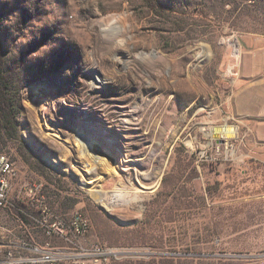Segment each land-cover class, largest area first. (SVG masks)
Segmentation results:
<instances>
[{
  "label": "rangeland",
  "instance_id": "1",
  "mask_svg": "<svg viewBox=\"0 0 264 264\" xmlns=\"http://www.w3.org/2000/svg\"><path fill=\"white\" fill-rule=\"evenodd\" d=\"M0 111L31 214L0 208V264H264V0H0ZM41 208L90 219L79 248Z\"/></svg>",
  "mask_w": 264,
  "mask_h": 264
},
{
  "label": "built area",
  "instance_id": "2",
  "mask_svg": "<svg viewBox=\"0 0 264 264\" xmlns=\"http://www.w3.org/2000/svg\"><path fill=\"white\" fill-rule=\"evenodd\" d=\"M17 178L18 170L10 156L5 153H0V208L11 212L18 209V212L25 220H27L28 218H31V214L17 207L12 197ZM22 192L28 193L30 195L34 194V196H36L41 194V185L26 183L22 187ZM40 212L42 213L43 217L42 220H38V222H40L39 226L41 225V228L49 238L52 239L53 237H59L60 239L65 240L66 243L73 245V247L69 246L68 248H79V240L85 238L91 231L92 224L90 219L80 212L74 213L71 216L69 222H65L58 218H56V221L49 219L47 216L49 213L44 208H41ZM77 240L79 241V244L75 242ZM63 250L65 249L59 247L52 248L50 245H47L46 248H36L37 252L42 253L41 261L44 264H57V262L60 260L59 253ZM55 251H58V253H55ZM83 253L84 254L80 257L97 264L101 263L102 261H110L113 256H117V253L114 251L98 244L88 249L83 248ZM87 261H75L72 264H86Z\"/></svg>",
  "mask_w": 264,
  "mask_h": 264
},
{
  "label": "bare ground",
  "instance_id": "3",
  "mask_svg": "<svg viewBox=\"0 0 264 264\" xmlns=\"http://www.w3.org/2000/svg\"><path fill=\"white\" fill-rule=\"evenodd\" d=\"M154 56H156V54ZM95 79L98 80L97 77H95ZM235 132L236 131L232 130L231 128H226L225 127V129L220 130V131H217L216 134L214 135V138H216V139H222V138H224V139H230V138H233L235 136V134H236ZM87 143L89 144V147H90V150L89 151H93V152H94L93 147L95 145H100L98 142H95V141H91V142H87ZM112 146H113L112 142L109 141L107 147L110 149V148H112ZM102 150H103V152L107 156L116 157L117 160L119 161V159H118L117 156L109 153L105 148L102 147ZM95 155L98 156V157H100V158H105L108 161V159L106 158V156H100V155H98L96 153H95ZM121 160L124 161L126 159H125V157H121ZM108 163H109V161H108ZM113 166H115V165H113ZM158 184H159V182L157 181V183H155L152 187L148 188L146 186H143V188H145V189H153L154 187L158 186ZM98 196L97 197H94L95 198V201L97 203L101 204L104 208H106L108 210H112V209H114L115 207H118V206L129 205V204H131L133 202L132 200H128V199H125V198H119V197L116 198V199H114V200H112V201H110V200L107 199L106 196H103V195H101L102 197L101 196L98 197Z\"/></svg>",
  "mask_w": 264,
  "mask_h": 264
},
{
  "label": "water",
  "instance_id": "4",
  "mask_svg": "<svg viewBox=\"0 0 264 264\" xmlns=\"http://www.w3.org/2000/svg\"><path fill=\"white\" fill-rule=\"evenodd\" d=\"M93 149H94L95 153H97L98 155H102V156H106V157H108V159H109L111 162L114 163L115 160H114L112 157L107 156V155L102 151V149H101L98 145H95V146L93 147Z\"/></svg>",
  "mask_w": 264,
  "mask_h": 264
},
{
  "label": "trees",
  "instance_id": "5",
  "mask_svg": "<svg viewBox=\"0 0 264 264\" xmlns=\"http://www.w3.org/2000/svg\"><path fill=\"white\" fill-rule=\"evenodd\" d=\"M0 114H1V111H0ZM3 116H4V115H3ZM3 119H6L7 123H6L5 126H7V125H8V120H7L6 116H4ZM35 213L37 214V215H35V216H38V213L40 214L41 212H40V211H38V212L35 211Z\"/></svg>",
  "mask_w": 264,
  "mask_h": 264
}]
</instances>
